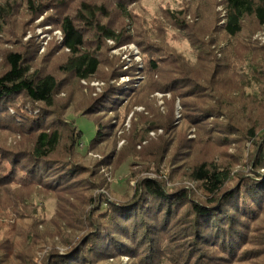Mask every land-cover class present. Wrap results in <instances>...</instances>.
Segmentation results:
<instances>
[{
  "label": "trees",
  "instance_id": "obj_1",
  "mask_svg": "<svg viewBox=\"0 0 264 264\" xmlns=\"http://www.w3.org/2000/svg\"><path fill=\"white\" fill-rule=\"evenodd\" d=\"M60 1L68 5L77 0ZM218 1L223 14L214 21L208 34L209 39L215 42L204 43V46L216 50L199 51L197 56V62H208L207 76H200L201 80L196 82L192 77L186 86L188 88L180 94L189 93L183 99L194 100L191 112L186 114H190L189 119L193 121L190 124L198 127V133L199 129L205 132L215 127L212 133H219L220 128L225 131L233 129L230 134L235 135L234 131H242L237 125L240 113L239 116H230L232 102L236 100L232 94L226 95L223 89L229 88L226 84L231 83V80L236 83L233 84L236 87V78L241 76L240 72L245 73L236 66L240 61L246 62L249 57V62L254 63L249 83L255 87L254 95H257L258 103L262 105L258 110L259 127L254 122L246 128L247 139L252 143L248 159L251 174L246 175L243 171L233 173L229 167L204 158L196 162L188 173L198 183L202 194L200 197L184 188L170 190L161 181L150 177L136 181L130 198H123L117 203L108 200L104 193L93 194L91 191L96 186L90 187V184H101L103 177L95 174L94 179L97 180L89 182L91 171L85 170L86 166L72 159V150L81 143L82 132L74 119L64 120L53 110L55 97L61 91L62 79L51 72L32 70L21 53L8 52L5 55L6 68L0 73V127H4L7 132L13 130V134L9 133L15 137L29 136L30 145L28 148L18 145L0 148V210L4 212V217L0 216V223L6 218L7 230L15 232L20 238L10 250L2 245L7 240L0 238V264H35L34 243H28V240L40 235L38 227L45 233L42 227L45 220L33 214L35 208L31 201L35 194L57 195L58 202L60 199L65 201L64 208L72 214L67 216L66 213L51 221L56 234H63L61 245L67 248L61 252L51 246L45 264H119L111 260L121 256H129L140 263H155L158 261L157 256L162 255L156 237L171 225L175 212L180 213L179 217H184L181 232L183 239H187L179 264H218L224 258L227 261L235 257L243 247L242 243L247 241L249 221L264 213V179L260 180L258 175L260 169L264 168V43H253V48L243 53V43L236 38L242 34L251 38V25L257 29L264 27V0ZM100 9L95 3L83 1L75 14L78 12L83 16L86 30L94 35L95 40L98 41L100 36L115 39V31L98 17ZM0 14V17L5 16L3 6H0ZM72 18L68 14L61 16L60 45L67 50V56L59 68L67 77L77 81L86 80L95 75L101 60L85 48V32L74 24ZM199 40L202 41V38ZM233 40L239 44V51L227 50ZM223 41L226 46L216 48L215 44ZM148 64L151 70L158 68L154 58ZM198 89L204 94L187 92ZM217 89H222L225 101L220 94L217 95ZM135 92H129L127 88L122 93L112 92L102 100V109L108 110L112 106L110 111L115 114L121 108L125 112L134 103H141L134 97ZM141 93L144 95L143 91ZM254 95H250L249 99L254 98ZM124 97H127L126 100L121 101ZM18 98L30 104L18 101L17 107ZM189 101L183 100L182 103ZM23 108L29 111L22 113ZM83 115L93 121L96 129L87 149H95L105 142L113 141L112 134H109L111 125L107 124L105 115L93 111ZM207 121L216 122L205 126ZM167 126L161 125V128L167 131ZM140 135L132 145L133 151H136L134 146L139 142ZM204 137L207 136L200 134V138ZM217 137H220L219 134ZM205 141L202 145L206 144ZM126 153L123 148V156ZM80 181L82 184H78ZM75 207L78 212L74 210ZM9 218L14 219L15 224ZM25 220L39 222L17 230L16 223ZM62 223L80 224L71 229L73 233H61L64 231ZM81 229H84V234L77 236L76 233ZM39 239L44 241L42 236ZM177 240L179 238L174 239ZM216 251L218 254L215 255Z\"/></svg>",
  "mask_w": 264,
  "mask_h": 264
},
{
  "label": "rangeland",
  "instance_id": "obj_2",
  "mask_svg": "<svg viewBox=\"0 0 264 264\" xmlns=\"http://www.w3.org/2000/svg\"><path fill=\"white\" fill-rule=\"evenodd\" d=\"M83 1L95 3L101 8L98 17L102 23L115 31V39L100 36L97 41L94 35L86 30L87 24L83 22V16L78 12L75 14L76 8ZM0 6H3L5 13L4 17H0V73L6 68L5 55L8 52H19L32 70L51 72L58 79H62L61 91L55 97L53 110L64 120L74 119L82 132V141L73 148L72 159L86 166L85 170L91 171L89 182L97 180L94 179L95 174L103 177L101 184H90V187L96 186L91 191L93 194L104 193L108 200L117 203L123 198H130L136 181L150 177L161 181L170 190L184 188L200 197V187L188 173L196 162L204 158L229 167L233 173L243 171L246 175L251 174L248 159L252 143L247 139L246 128L254 122H257L256 126L259 127L258 110L262 105L258 103L257 95H254L255 87L249 83L254 64L249 62V57L246 62L240 61L236 66L239 71H245L240 72L241 76L236 78V87L233 86L236 83L231 80V83L226 84L230 88L226 87L229 92L223 89L226 95L232 94L236 100L232 102L230 116H239L240 113L237 125L242 131H234L235 135L230 134L233 129L225 131L220 128L219 133H212L215 127L205 132L199 129L198 133V127L191 125L193 121L189 119L190 114H186L191 112L194 100L183 99L189 93L180 94L188 88L186 86L192 77L196 82L201 80L200 76H207L208 62H197V56L199 51L216 50L204 46V43L215 42L209 39L208 34L214 21L223 14L218 0H77L68 5H63L60 0H0ZM66 14L72 16L74 24L85 32V48L101 60L98 71L86 80L77 81L67 77L59 68L67 56V50L60 45V20L61 16ZM251 28V38L244 37V34L236 37L243 43V53L253 48V43H264V27L257 29L251 25ZM199 38H202V41ZM225 44L224 41L217 42L215 46L219 49L224 48ZM228 49L235 52L239 51L240 46L233 40ZM217 54L220 55L219 52ZM151 58L158 64L155 70L149 67ZM125 88L129 92L136 90L134 97L141 100V103H134L130 108H126L125 112L121 108L116 114L110 111L112 106L108 107V110L102 109L103 99L112 92L122 93ZM221 90L217 89L216 93L225 101L226 97L223 98ZM187 92L204 94L200 89ZM250 95H254V98L249 99ZM99 96L101 100L95 99ZM183 100L189 102L182 103ZM18 101L30 104L18 98L17 107ZM25 111L29 110H21L22 113ZM90 111L106 116L107 124L111 125L109 134H112L113 140L95 149H87L96 130L93 121L83 115ZM220 120L224 121V118ZM214 122L216 121H207L205 126L215 124ZM165 124H168L167 131L161 128V125ZM8 131L14 133L13 130ZM23 131L25 132V129ZM9 132L0 127V148H13L17 145L20 148H28L29 136L15 137ZM139 134L142 135L134 146L136 151H133L132 145L137 141ZM200 134L207 137L200 138ZM218 134L220 137H217ZM204 140L206 144L202 145ZM123 148L128 152L124 156L128 157L123 156ZM258 175L260 180L264 179V168L260 169ZM81 182L78 184H82ZM64 202L62 199L58 202V196L55 194L32 196L34 216L45 220L42 222L45 233L38 227L42 235L40 233L34 240L33 237L28 240V243H34L32 246L35 248V264H45L51 246L57 247L61 252L67 248L61 245L63 234H56L54 223L51 222L54 217L61 218L66 213L67 216L72 215L70 210L64 208ZM74 210L78 212L77 207ZM0 216L4 217L1 210ZM179 216L180 213L175 212L171 225L156 237L162 252L161 256H157V262L140 263L129 256H121L111 262L179 264L180 254L187 243L181 232L184 217ZM5 221L6 218L0 223V238L7 240L3 241L2 245L10 250L20 238L15 232L7 230ZM9 221L15 224L14 219L9 218ZM38 222L18 221L16 228L21 230ZM78 224L80 223H62L64 231L61 233H73L71 229ZM55 225L57 226L56 223ZM83 230H79L77 236H82L85 232ZM246 233L247 241L242 243V248L239 245L241 249L235 257L227 261L224 258L222 263L218 264H264V213L249 221ZM39 236H42L44 241L40 240ZM175 238L179 240L174 241ZM219 249L221 250V247Z\"/></svg>",
  "mask_w": 264,
  "mask_h": 264
}]
</instances>
